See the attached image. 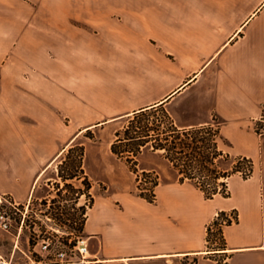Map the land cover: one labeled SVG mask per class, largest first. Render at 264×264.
Segmentation results:
<instances>
[{
	"label": "crops",
	"instance_id": "1",
	"mask_svg": "<svg viewBox=\"0 0 264 264\" xmlns=\"http://www.w3.org/2000/svg\"><path fill=\"white\" fill-rule=\"evenodd\" d=\"M154 107L179 128L219 126L252 175L206 199L147 146L138 168L159 177L157 198L139 196L111 147L130 115ZM263 109L264 0H0V196L55 197H35L41 180L59 181L49 171L92 133L80 144L94 197L82 264H264ZM223 212L237 220L221 247L208 230Z\"/></svg>",
	"mask_w": 264,
	"mask_h": 264
},
{
	"label": "trees",
	"instance_id": "2",
	"mask_svg": "<svg viewBox=\"0 0 264 264\" xmlns=\"http://www.w3.org/2000/svg\"><path fill=\"white\" fill-rule=\"evenodd\" d=\"M127 121V125L117 132V138L111 149L136 174L138 195L151 203L155 202L157 198L155 190L159 184V177H152L150 172H140L138 168V157L147 146L155 151H163L164 156L179 171L181 182L186 180L194 182L197 188L204 193L206 199H213L217 195L229 197L231 192L228 187V180L234 174L239 173L243 166L247 165L250 176L253 173L254 163L251 159L246 157L232 158L229 153L222 149L221 144L226 143V141L217 125L179 128L163 108L157 107L142 109L130 115ZM88 137L92 138L93 136ZM84 158L85 146L73 144L58 164V177L65 182L67 189L73 190L76 197L71 199L75 202L83 194L90 195L94 200L90 193L91 182L83 169ZM222 160L232 163V168L225 169L221 164ZM81 178H83L84 189L76 188L73 183H70V181ZM141 178L151 181V187L146 189L148 192L140 188ZM72 208L76 209L74 206ZM85 214L86 209L81 207L77 208L76 213L67 214V217L77 223L79 222V230L82 231L86 218ZM225 216L226 213H220L213 222L216 231H211V228L208 230V240L219 239V246L221 247L224 246L225 242L223 230L219 224Z\"/></svg>",
	"mask_w": 264,
	"mask_h": 264
},
{
	"label": "rangeland",
	"instance_id": "3",
	"mask_svg": "<svg viewBox=\"0 0 264 264\" xmlns=\"http://www.w3.org/2000/svg\"><path fill=\"white\" fill-rule=\"evenodd\" d=\"M159 115L161 114L159 113ZM127 123L128 121L125 120L122 125L125 127ZM88 136H93V134L88 133L81 136L78 143L81 144L83 142L89 141ZM117 163L119 169L125 168L124 163L120 160H117ZM228 163L229 162L222 160L223 166L227 165ZM64 168L66 169V167ZM243 169H248L247 165L243 166ZM58 173L59 165L57 164V166H54V168L49 171L47 178L55 177L58 179ZM242 176L245 177L244 175ZM80 180L81 186L79 188L84 189L83 178H81ZM77 182V179L70 181V183ZM151 185V181H147V183L143 181L140 183V188L146 190L147 188H150ZM104 188L106 187H100V189L102 190ZM136 191L138 193L137 186ZM52 193L55 195V197L53 198H35L33 200L31 207L34 211L30 214H27V226L23 228L20 235L19 224L22 219V214L9 203V201H13L11 198H9L8 196H0V215H5L6 217H10L12 219V226L9 231L3 230L0 226V255L9 259H14V261L18 263L26 262L29 260L23 252H25L26 254H30V252H32L34 258H36L37 260L42 259L40 255L34 252V247L37 245V241L33 239L35 235L33 230L35 223L39 225L38 233L42 232V235L50 236L53 242L59 241V243L66 244L69 248L73 246L74 242L72 241V243H70L69 237L65 235L61 236V234L57 233L55 230H60L61 232H69L70 230H73V228H76L77 232L75 234L81 233V230H79V222L76 225L75 221L67 217V214L77 212V208L75 206L76 202L71 199L75 198L76 195L73 190L66 188L65 182L62 179H59V181L55 182L51 180L49 182L46 180H41L39 187L37 188L35 197H45ZM84 200L90 203V205L93 202L91 196L88 194H85V196L83 197V201ZM53 201L55 202L53 203ZM73 206L76 208L75 210L72 208ZM19 209L25 212V208L23 205H20ZM214 231H216V229ZM218 242L220 243V240H218ZM39 248L40 246H37V249Z\"/></svg>",
	"mask_w": 264,
	"mask_h": 264
},
{
	"label": "built area",
	"instance_id": "4",
	"mask_svg": "<svg viewBox=\"0 0 264 264\" xmlns=\"http://www.w3.org/2000/svg\"><path fill=\"white\" fill-rule=\"evenodd\" d=\"M254 129L259 137L264 138V109L262 114L254 120ZM239 173L241 175H244L246 178L250 177L249 169L241 168V171ZM150 175L152 177L157 176L155 173H150ZM141 181L147 183L148 179L141 178ZM84 196L85 194L81 195V197ZM9 203L15 209L20 211V213L22 214V219L19 224V235H20L23 228L27 226L26 224L27 214H30L31 212L34 211L33 208L31 207L33 201L24 206L25 212L21 211L19 209L20 205L15 203L14 201H9ZM81 207L86 209V214H87V211L91 207V205L86 200H84V202L81 205H79V203H77L76 205V208H81ZM236 220H237V215L230 212L220 220L219 225L223 227L229 222L232 223ZM11 221L12 219L10 217H6L5 215H0V226L3 230L5 231L10 230L12 226ZM75 224L77 225V222H75ZM38 229H39V225L35 223V226L33 227L35 233L33 239L37 241V245L34 247V252L40 255L42 259L37 260L36 258H34L32 252H30V254H26L25 252H23L24 255L28 257L29 259L28 261L18 263L14 261V259H9L0 255V264H82L88 262L91 259L89 254L88 239L85 235L82 234V231L81 233L75 234L77 232L76 228H73V230H70L69 232L68 231L61 232L60 230H55L57 233H60L61 236L65 235L69 237L70 243H72V241L74 242L73 246L69 248L66 244L59 243V241L53 242L50 236L42 235V232L38 233ZM213 229L215 230L216 227H214ZM37 246H40V248L37 249Z\"/></svg>",
	"mask_w": 264,
	"mask_h": 264
}]
</instances>
